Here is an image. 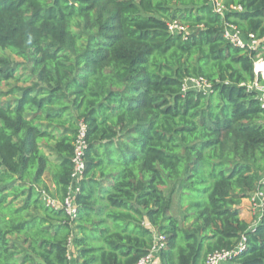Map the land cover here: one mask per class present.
I'll return each mask as SVG.
<instances>
[{
	"label": "trees",
	"instance_id": "trees-1",
	"mask_svg": "<svg viewBox=\"0 0 264 264\" xmlns=\"http://www.w3.org/2000/svg\"><path fill=\"white\" fill-rule=\"evenodd\" d=\"M0 0V264H264V0ZM177 23L185 30L172 33ZM233 25L255 50L224 37ZM203 79L207 92L183 90ZM85 125L75 213L74 145ZM48 181V183L46 182ZM176 196L181 219L171 215Z\"/></svg>",
	"mask_w": 264,
	"mask_h": 264
},
{
	"label": "built area",
	"instance_id": "built-area-1",
	"mask_svg": "<svg viewBox=\"0 0 264 264\" xmlns=\"http://www.w3.org/2000/svg\"><path fill=\"white\" fill-rule=\"evenodd\" d=\"M212 10L223 16L224 8L221 4L220 0H211ZM185 29L177 23H172L169 25V31L172 33L184 31ZM224 37L234 46L244 47L247 46L251 50H255L258 42L254 40L253 36L250 35V40L246 42L236 30V28L231 24H226L224 27ZM256 62L254 64V73L256 77H261L264 79V69H258ZM264 63V62H262ZM249 90L255 91L257 94V99L260 102L261 108L264 109V84H261L255 81L252 85H250ZM210 89V85L207 84L203 79H186L183 81V90H199L207 92ZM85 125H80L79 135L74 145V157H73V165L74 170L72 174V185L69 189L68 196L64 200L63 203L58 202L57 200L52 199L49 196L45 195L46 204L52 208H62L66 212L67 215L73 217L75 213V205H74V194L78 189V181L81 178V175L84 170L83 164V151L85 147ZM252 203H257V207L260 208L264 206L262 194L256 193L253 194L250 199ZM164 237L160 235L154 236L153 245L145 256H143L140 260H138L135 264H159V253L164 248ZM245 238L243 237L241 241L237 244V246L231 251H222L216 252L207 257L205 264H230L231 259L234 255L239 253L244 249Z\"/></svg>",
	"mask_w": 264,
	"mask_h": 264
},
{
	"label": "rangeland",
	"instance_id": "rangeland-1",
	"mask_svg": "<svg viewBox=\"0 0 264 264\" xmlns=\"http://www.w3.org/2000/svg\"><path fill=\"white\" fill-rule=\"evenodd\" d=\"M48 183V181H46ZM253 195L249 199L243 200L241 203L240 210V218L246 221L251 226H255L260 221L262 213L264 212V206L258 208L257 203H252L250 200ZM171 215L181 219L179 214L176 196L173 197V204L171 209Z\"/></svg>",
	"mask_w": 264,
	"mask_h": 264
},
{
	"label": "crops",
	"instance_id": "crops-1",
	"mask_svg": "<svg viewBox=\"0 0 264 264\" xmlns=\"http://www.w3.org/2000/svg\"><path fill=\"white\" fill-rule=\"evenodd\" d=\"M69 259H70V264H75V262H74V251L72 248L69 251Z\"/></svg>",
	"mask_w": 264,
	"mask_h": 264
},
{
	"label": "bare ground",
	"instance_id": "bare-ground-1",
	"mask_svg": "<svg viewBox=\"0 0 264 264\" xmlns=\"http://www.w3.org/2000/svg\"><path fill=\"white\" fill-rule=\"evenodd\" d=\"M257 68L260 69V70L264 69V63H262V62L258 63L257 64Z\"/></svg>",
	"mask_w": 264,
	"mask_h": 264
}]
</instances>
